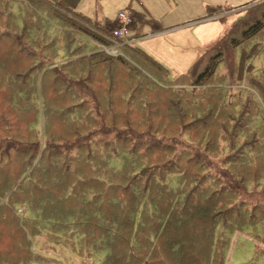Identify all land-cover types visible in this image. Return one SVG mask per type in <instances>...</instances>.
Masks as SVG:
<instances>
[{
    "label": "rangeland",
    "instance_id": "obj_1",
    "mask_svg": "<svg viewBox=\"0 0 264 264\" xmlns=\"http://www.w3.org/2000/svg\"><path fill=\"white\" fill-rule=\"evenodd\" d=\"M62 1L93 20L74 18L80 28L74 29L96 35H105L101 28L111 27L118 12H132L125 41L167 73L141 66L135 79L123 64L107 69L109 57L102 53L91 64L88 37L49 12L47 6L61 18L56 3L0 0V240L14 249L17 243L33 242L28 249L34 264H105L106 254L88 255L93 246L85 251L74 234L44 230L29 240L30 229L51 226L49 219L64 218L71 226L80 218L99 228L103 245H149L162 261L140 264H264V89L260 92L256 84L264 81V21L259 20L264 3ZM215 4L224 8L211 18L215 22L203 24L207 5ZM154 21L162 33L156 34ZM256 21L259 32L238 47H226L224 61L209 80L191 86L182 76L222 25L232 27L240 40L236 31ZM150 34L156 35L142 37ZM94 140L108 146L97 150ZM117 143L121 147H115L113 157L111 146ZM127 146L143 154L130 156ZM186 154L193 165L184 172ZM177 164L179 173L172 174ZM150 167L155 171L133 180ZM31 173L40 178L31 183ZM165 175L184 202L200 198L209 205L203 219L173 226L167 212L147 204L162 191ZM45 191L55 205L31 209L39 207ZM149 210L151 219L144 213ZM135 212H143L139 227L151 226L128 224L125 215ZM33 215L37 218L27 220ZM116 215L122 216L118 227L111 220ZM119 259V264H138Z\"/></svg>",
    "mask_w": 264,
    "mask_h": 264
},
{
    "label": "trees",
    "instance_id": "obj_2",
    "mask_svg": "<svg viewBox=\"0 0 264 264\" xmlns=\"http://www.w3.org/2000/svg\"><path fill=\"white\" fill-rule=\"evenodd\" d=\"M17 1V0H16ZM29 1V0H27ZM37 1V0H36ZM48 2V5H50V3H56L57 6H59V11L60 13L57 12V10L54 9V11H56L59 15H61V18L57 15H55L52 10L47 6V8L50 10L49 12L55 16L56 18H58L60 21H62L63 23H65L70 29L74 30L75 32H79L81 34H84L88 37L89 41H90V45L92 46V53L88 56V59L91 62V59L96 58V56L98 55L97 53H102L103 55L109 57L107 59H105L104 61V65H106L107 69L110 70V67L115 64H123L126 66V71L130 74H134V77L136 79V72L137 70H139L141 68V66H144L146 68H150V70L155 71V72H162V73H167L166 69L157 61H155L150 55H148L146 52H144L142 49H140L139 47H136L135 45L129 44L128 42H126L125 40L130 39V29L133 25V13L131 12L130 15V19H131V23L128 24L127 30H128V37H121V36H116L114 35V29H115V25L113 24L111 27L107 26V27H102V34L105 35H96L95 32L91 31V32H81L77 29H74V27L78 28V26L75 25V23L73 22L72 19L74 18H79L82 19L84 22H92L93 20L91 18H89L88 16H85L79 12L74 11L71 7H69L65 2H63L62 0L59 1H55V0H44ZM19 2V1H18ZM40 6H46L45 4H43L42 2L38 1ZM262 3H264V0H257L255 2H252L250 4H254L255 6L257 5H261ZM249 5V4H247ZM247 5H242L240 7H244ZM240 7H234L231 9H236V8H240ZM222 8H224L223 6H221L220 4H215V5H207L206 7V12L204 15V20L203 24L205 23H209V22H215L216 20H212L211 18H213L216 14V12H218L219 10H221ZM63 19H66L70 22V24H67ZM259 19V18H258ZM260 21H264V9L261 13V17L259 19ZM254 25L249 26L247 28H242L240 31H236L239 36H240V40L236 37L235 33H233L232 31V27H228L226 28L224 25H222V32L212 41L206 43L203 45L201 51L198 53L196 59L194 60V62L189 66L187 72L182 76L188 77L190 80V84L191 86H198L199 84H203L204 82H206L207 80H209L211 78V76H213V74L215 73L216 67L220 62L224 61L225 55V49L226 47L229 48H235L238 47L239 45H241V41L242 39L244 40L245 38H250L251 36L255 35L257 32H259L258 30L259 28V22H255L253 23ZM151 26L154 30H157L158 32H161L162 30L160 29V24L158 21H154L151 22ZM259 28V29H258ZM80 29V28H78ZM231 30V32H230ZM255 30V31H254ZM253 32H256L255 34ZM252 33V34H251ZM121 44V45H119ZM110 47H115L118 51V54H113L108 50H105L104 48H110ZM134 57V58H133ZM139 63V64H138ZM140 67V68H139ZM137 69V70H136ZM243 69V67H242ZM71 69L68 68L66 71L69 72ZM252 72L254 71V67L251 68ZM243 72V70H242ZM256 73V72H255ZM254 74V73H251ZM255 74L253 76H250V80L252 82H256V77H254ZM135 83V81H134ZM258 88L260 90V87H262L264 89V81L262 80H258L257 83ZM262 85V86H261ZM261 92V90H260ZM1 93V91H0ZM263 98L264 95L261 92ZM260 102V101H259ZM261 107L264 109V102H260ZM257 108V106L255 107ZM257 110H259L257 108ZM95 148L101 147L102 144L106 145L105 143H101L100 141H95ZM108 146V145H106ZM110 146V145H109ZM112 149L114 152H111L110 155L111 156H115L117 153L115 152V147H121L119 145V143L117 144H113ZM128 150V153L130 156L136 157L139 156L140 154H143L142 151H138L137 149H133V146H127L125 147ZM104 154V152H103ZM250 154V153H249ZM185 159H186V164L185 166H183L182 163V169L184 172H186V169L189 165V168H192L191 166L193 165V159L191 157V155H184ZM104 159L106 160V157L104 156ZM17 163H21L19 160H16ZM111 164L114 165V167L119 166L118 163L111 161ZM178 164L175 167V170L173 171L172 174L174 173H179L178 172ZM78 166L74 167V170H77ZM152 169V170H151ZM155 169H153V167L150 168H145L140 172L136 173V176L133 178L134 181L138 182L141 181L142 179H144L143 173H150V172H154ZM199 173H202V175H206L208 170L207 168H200ZM183 173V172H182ZM38 175L40 173H37ZM37 174L31 173V175H33V177H31V183L36 182L37 179H39L40 177L37 176ZM161 174H165V172H161ZM170 175V174H169ZM168 176V175H167ZM6 176H1V178H6ZM162 178V177H161ZM184 178V177H182ZM171 178H168L169 182ZM208 180L210 179L209 177L207 178ZM149 180V177L147 179V181ZM162 191L157 192L156 194H154L148 201L147 204L153 205L156 208H160L162 210H164L165 212H167L169 214V216H171L172 221L174 222V225H179L180 223H185L187 221H189L190 219H196V220H200L201 218L203 219L206 215H207V211H208V206L205 203L201 202V199H197L194 200L192 203L188 204L189 202H191V200L189 202L187 201H183V197L182 194L179 193V195L175 192L174 189L170 188L168 186V183L166 181V175L164 178H162ZM207 184V182H205ZM195 187V185H194ZM140 189H141V193L143 192V186L140 185ZM26 196V194H24ZM23 195V196H24ZM41 198V203L39 205L38 208H35L34 204L33 206H31V209H41L44 210L45 208L55 205L53 202L55 201L53 199V197H51V194L49 192L45 191L44 193L39 194ZM33 199H37V198H33ZM57 200V199H56ZM6 201V199H5ZM4 201V203H5ZM129 203H134L133 199L131 198V196H129ZM181 202V204L179 205V203ZM177 203L179 206L182 207L178 208ZM216 206V204H215ZM147 211H145V215L147 216L148 219H151V211L149 210L148 214L146 213ZM143 213L140 212L138 213L139 215ZM138 214L135 213H131L128 214L127 217L125 215V219L127 220V223L130 224L131 221H135L136 223L140 222L141 217H138ZM97 217V216H96ZM35 218H37L36 216H29V218H27V220L33 221ZM97 219V218H96ZM95 219V220H96ZM122 216L120 215H116L114 216L111 220L115 222V225L118 227V223L121 222ZM52 221V225L51 226H42L39 228L36 227H32L30 229V235L31 237L29 238V240L31 241L33 237H35L36 235H38L40 232L47 230L51 232H55L56 234H60V235H65L67 233L70 234H74V236L77 238V242L78 243H83L84 245H82L85 248V251L89 252L91 247L93 246L92 249V253L88 254V255H92L94 257H97L98 254L102 253L107 255L106 260L104 261L105 264H119V258H125L128 259L130 261H134L135 263L138 262V264H140L141 261H146V260H153L155 262H162L161 260L158 259V257H156L154 255V251L152 247H149V245H145L143 247H141V245L139 243L137 244H130V243H115L114 245H103L102 241H101V236L99 235V228L95 225H92L91 227H88V224L85 222V219H72L73 223L71 226H68L66 224L67 219H61V220H53V219H49ZM59 222V223H58ZM81 222V225H78V223ZM58 223V225H56ZM89 223V222H88ZM142 223V221L137 225V228H148L149 226H151V224L147 227L141 226L139 227V225ZM27 240V239H26ZM9 241L4 242L2 239L0 240V264H34L35 262L32 261L31 259V250H29L28 248L31 247V244L34 245L33 242L29 243L26 241V243H17L15 249L13 247H9ZM24 255V256H22ZM99 256V255H98ZM27 257H29V259H27ZM96 260V259H95Z\"/></svg>",
    "mask_w": 264,
    "mask_h": 264
},
{
    "label": "built area",
    "instance_id": "obj_3",
    "mask_svg": "<svg viewBox=\"0 0 264 264\" xmlns=\"http://www.w3.org/2000/svg\"><path fill=\"white\" fill-rule=\"evenodd\" d=\"M130 12H118L115 21L114 35L121 37H128L129 33L127 30V25L131 23ZM113 54H117V49L115 47L104 48Z\"/></svg>",
    "mask_w": 264,
    "mask_h": 264
},
{
    "label": "crops",
    "instance_id": "obj_4",
    "mask_svg": "<svg viewBox=\"0 0 264 264\" xmlns=\"http://www.w3.org/2000/svg\"><path fill=\"white\" fill-rule=\"evenodd\" d=\"M158 33H162V32H157L156 34H158ZM156 34H150L149 36H152V35L155 36ZM149 36H147L146 38H149Z\"/></svg>",
    "mask_w": 264,
    "mask_h": 264
}]
</instances>
